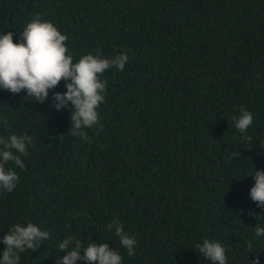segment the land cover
<instances>
[{
    "label": "trees",
    "instance_id": "1",
    "mask_svg": "<svg viewBox=\"0 0 264 264\" xmlns=\"http://www.w3.org/2000/svg\"><path fill=\"white\" fill-rule=\"evenodd\" d=\"M37 14L67 34L74 62L98 52L129 62L101 77L88 140L68 134L71 105L53 106L64 81L44 103L0 88V136L27 132L34 145L23 169L6 165L20 179L0 189V240L17 223L50 233L20 264H56L68 236L108 243L123 264H212L196 248L205 238L227 264H264V208L250 198L264 170V0H0V32L19 43ZM242 106L251 141L232 120ZM115 219L134 256L108 229Z\"/></svg>",
    "mask_w": 264,
    "mask_h": 264
},
{
    "label": "clouds",
    "instance_id": "2",
    "mask_svg": "<svg viewBox=\"0 0 264 264\" xmlns=\"http://www.w3.org/2000/svg\"><path fill=\"white\" fill-rule=\"evenodd\" d=\"M67 40V34L39 14L23 28L19 43H14L13 32L6 35L0 32V88L12 94L26 90L27 97L44 103L49 98V91L64 81L67 91L54 92L53 106L57 110H63L71 105L68 134L88 140L84 129L99 123L98 109L105 102L107 81L101 77L111 68L123 72L129 56L127 52H120L105 58L98 52L96 55H83L78 62H74ZM232 120L238 132L244 134L243 139L251 141L252 137L247 133L254 122L253 113L242 106L239 115L232 117ZM32 141L33 137L27 132L10 137L0 136V189L10 193L16 188L20 177L6 165L13 162L23 169L25 164L21 157L29 155L28 147L32 145ZM260 147L264 148V141H260ZM232 155L238 157L241 153L234 152ZM252 176L255 183L250 190V198L258 207L264 208V170L254 169ZM249 214L257 215L258 218V214ZM107 227L110 231L114 230L121 246L127 249V255L134 256L137 241L134 236L125 232L119 219L113 220ZM255 234L258 237L264 236V227L257 224ZM48 239L50 233L41 230L33 222L13 225L0 240L6 245L0 264H20L21 253L27 250L35 252L41 242ZM248 247H252L251 243ZM196 248L212 264H227L226 249L221 243L205 238ZM58 250L66 255L62 258L59 256L56 264H77L78 261L84 264H123L122 255L106 242L89 240L84 246L75 236H68L59 244ZM252 264H259V257Z\"/></svg>",
    "mask_w": 264,
    "mask_h": 264
}]
</instances>
